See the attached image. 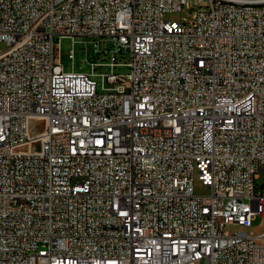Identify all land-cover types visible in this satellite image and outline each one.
I'll return each mask as SVG.
<instances>
[{
	"label": "built area",
	"instance_id": "2783aa9c",
	"mask_svg": "<svg viewBox=\"0 0 264 264\" xmlns=\"http://www.w3.org/2000/svg\"><path fill=\"white\" fill-rule=\"evenodd\" d=\"M262 173L264 0H0V264H264Z\"/></svg>",
	"mask_w": 264,
	"mask_h": 264
},
{
	"label": "rangeland",
	"instance_id": "374dc122",
	"mask_svg": "<svg viewBox=\"0 0 264 264\" xmlns=\"http://www.w3.org/2000/svg\"><path fill=\"white\" fill-rule=\"evenodd\" d=\"M167 18L170 20L180 19L178 15H169ZM87 42H88V39L86 38H74V39L65 38L60 41L61 57H62V62H63V65L66 71L72 70L73 64L71 60L69 59V54L71 50L73 49V45H74L75 54H76V61H75L76 71H85V72L90 71V66L86 62L85 47H86ZM90 60L94 61L92 58V50L90 51ZM115 72L118 73L120 76H122L128 72V69L125 67L117 68ZM124 83H125V79L120 78L119 85H123ZM257 183L259 184V186H261L264 183V173L261 174V179ZM194 191L197 196H206L209 194V190L200 183V181L198 180V177L195 178ZM225 230L226 232L230 234L247 232V233H253L255 235H260L264 232V216L256 217L253 222V226L250 229H245L239 226H227Z\"/></svg>",
	"mask_w": 264,
	"mask_h": 264
}]
</instances>
